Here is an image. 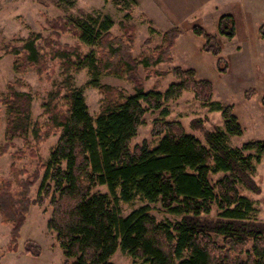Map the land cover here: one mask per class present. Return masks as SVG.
Returning <instances> with one entry per match:
<instances>
[{
    "label": "trees",
    "instance_id": "16d2710c",
    "mask_svg": "<svg viewBox=\"0 0 264 264\" xmlns=\"http://www.w3.org/2000/svg\"><path fill=\"white\" fill-rule=\"evenodd\" d=\"M112 1L125 13V21L119 23L121 37L112 34L115 23L110 17L88 15L51 23L54 38L59 37L58 30L68 32L81 45L62 46L53 37L38 33L21 45L3 49L5 54L19 58L21 64L16 70L20 73L34 68L37 74H46L49 64L58 60L65 76L63 86L57 87L44 105V127L32 123L34 97L19 90L25 86L22 81L0 92V102L7 109L6 133L10 140L0 145L1 154L15 145L16 138L32 133L33 140L39 142L59 134L48 162L40 170L29 174L13 164L15 181L0 179V215L3 224L12 227L10 250L19 248L30 207L50 201L52 213L47 228L57 236L64 264H114L111 259L118 250L142 264H264V225L258 219L255 202L241 189H250L256 167L264 158V141L242 147L230 145V137L244 133L234 106L214 101L213 84L199 78L195 69L175 67L165 73L154 69L153 77L170 73L175 82L165 93L158 88L145 91L139 67L172 64V49L183 32L178 27L170 30L165 35V47L157 55L139 60L132 54L135 27L127 23L139 1ZM217 25L219 36L236 38L233 14L222 15ZM192 32L203 39L201 50L217 59L218 72L226 74L230 65L222 56L218 35L199 25ZM257 32L264 40V24ZM82 45L93 50L82 53ZM86 68L91 77L88 86L104 96L96 120L89 112L83 89L74 85L70 75ZM105 73L127 78L134 83L135 93L125 96L115 87L102 85L100 77ZM187 91L210 111L221 112L224 128L207 132L203 143L187 133L179 121H156L152 135L159 139L158 144L151 147L144 142L131 148L148 111L160 110L163 103ZM257 95L254 88L245 92L248 101ZM261 106L264 108V95ZM167 115L165 109L163 116ZM24 155L15 153V158L21 160ZM31 155L36 156L34 152ZM41 170L44 174L38 198L31 201L29 191ZM98 187H106L108 193L95 192ZM137 198L161 203L167 213L180 220L158 221L148 206L123 216L117 203H131ZM25 248L32 255L39 251L32 243Z\"/></svg>",
    "mask_w": 264,
    "mask_h": 264
},
{
    "label": "rangeland",
    "instance_id": "374dc122",
    "mask_svg": "<svg viewBox=\"0 0 264 264\" xmlns=\"http://www.w3.org/2000/svg\"><path fill=\"white\" fill-rule=\"evenodd\" d=\"M138 1L139 6L134 9L131 19L127 22L135 27V42L132 45V54L135 58L141 60L157 55L165 47V35L170 30L178 27L183 32L172 49V64L162 63L156 68L149 69H145L143 66L139 67L138 72L145 91L149 92L158 88L160 92L165 93L170 84L175 82V78L170 73L164 77H153L151 74L154 69L162 73L170 72L175 67L195 69L199 78L206 79L213 84L214 101L234 106V114L243 127L244 133L242 136L230 137V145L242 147L248 142L264 141V108L261 106V99L264 95V40L258 37L257 32L258 28L264 24V0H230L240 4L239 8L235 9L238 20H241L240 14L244 15L243 20L240 21L241 24L239 22L240 29L237 28L236 38L232 40H227L218 34L217 23L223 14L217 19L199 14L196 17L172 23L161 14L163 8L157 7L159 13L148 6L149 0ZM221 8L224 10L225 7ZM164 10L166 9L164 8ZM222 10L218 12L221 13ZM88 15L110 17L115 23L111 31L112 34L115 37L123 35L119 23L125 21V13L120 11L112 0H0V92L5 93L9 84L18 80L22 81L25 86L19 90L30 92L34 97L31 115L33 125L37 123L44 127L47 124L44 105L57 87L63 86L65 81L63 67L58 60H55L49 64L46 74L39 75L34 68L20 73L16 70L21 64L19 58L5 54L3 49L7 46L21 45L33 34L40 33L44 38L53 37L55 31L51 28V23L59 18L73 21L86 18ZM197 20L202 22V24L198 23L199 26L213 35H218L222 46V56L230 65L226 74L218 72L216 58L213 55H208L201 50L204 41L192 32L194 26L198 25L195 24ZM57 33H59V37H53V39L58 40L62 46L81 45L71 33H63L59 30ZM255 43H259V46L254 47ZM247 48L253 52L250 59ZM92 50L93 48L82 45V53L88 54ZM97 51L98 49L94 50L96 53ZM70 75L74 77V85L83 89L89 112L96 120L101 111L104 96L98 89L88 86L91 79L89 70L86 68L80 72H71ZM100 83L123 91L125 96L135 93L134 83L127 78L105 73L100 77ZM250 88L256 89L258 95L248 101L245 98V92ZM165 109L168 111L167 116H163ZM7 121V109L0 102L1 146L10 143L6 133ZM156 121H179L187 133L196 136L203 143H205L207 132L224 128L222 113L210 111L209 107L195 99L192 92L187 91L180 98L163 103L160 110L148 111L144 124L139 128L137 136L132 141L131 148L144 142H147L151 147L158 144L159 139L152 135ZM58 138V133L39 142L33 140L32 133L27 135V138H16L15 145L6 154L0 153V179L15 181L11 172L13 164L19 169L26 170L29 174L34 173L37 169L40 170L48 162ZM19 152L26 153L21 160L17 159L18 157L15 158V153ZM31 152H34L36 156L33 157ZM39 173V180L29 191L31 201H36L38 198L44 171L41 170ZM241 189L243 195L255 202L259 211L258 219L264 225V158L256 167L250 189L247 186L241 187ZM94 191L108 193L106 187H98ZM145 206L150 208V213L158 221L176 222L180 220V217L167 213L161 203H149L139 198L131 203L122 201L117 203V208L123 216ZM51 213L50 201H46L43 206L32 205L30 207L16 252H12L9 248L12 227L4 225L0 215V264H64L65 257L58 244L57 236L47 228ZM214 217H216V213L211 215V218ZM217 241L221 242L222 240L217 238ZM28 243H32L39 249L37 255L26 252L25 246ZM34 249L36 251V248ZM111 261L114 264H142L140 260L131 258L121 250L116 252Z\"/></svg>",
    "mask_w": 264,
    "mask_h": 264
},
{
    "label": "crops",
    "instance_id": "0c3cea01",
    "mask_svg": "<svg viewBox=\"0 0 264 264\" xmlns=\"http://www.w3.org/2000/svg\"><path fill=\"white\" fill-rule=\"evenodd\" d=\"M149 3L150 4H148V6L150 8H153L155 11H158L157 7L163 8V12H161V14L166 19L171 20L172 23H175V21H178V20H183V19H187V18L190 19V17H196L199 14L206 15L207 17H211L212 19H213V17L215 19H217L222 14L224 15V14H231L232 13L235 15L237 28L239 30L240 29L239 28V22L242 21L243 17H244L243 14H240L241 20L240 19L238 20L235 9H236V7L239 8L240 4L238 2L234 3L230 0H149ZM222 6L225 7L224 10H222L223 9V8H221ZM229 6H230V8H228ZM164 8L166 10H164ZM229 9H232V10L230 11ZM219 10H222V12L219 13L218 12ZM216 11H217V13H216ZM210 13H212V14H210ZM198 23L202 24L201 20H199V21L197 20V23L195 22V24H198ZM200 24H198V25H200ZM240 24H241V22H240ZM258 44L255 43L254 47L259 46ZM255 51L257 52V48L255 49ZM247 54H248V57L250 59V57H252V55H253V52L248 49ZM208 55H210V54H208ZM216 63H217V59H216Z\"/></svg>",
    "mask_w": 264,
    "mask_h": 264
}]
</instances>
